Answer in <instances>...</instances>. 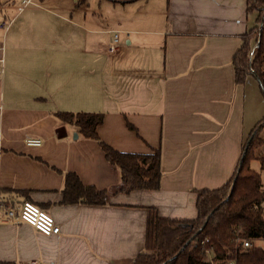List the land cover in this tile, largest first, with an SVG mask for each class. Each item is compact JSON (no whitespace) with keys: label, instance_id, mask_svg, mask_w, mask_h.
I'll return each instance as SVG.
<instances>
[{"label":"crops","instance_id":"0c3cea01","mask_svg":"<svg viewBox=\"0 0 264 264\" xmlns=\"http://www.w3.org/2000/svg\"><path fill=\"white\" fill-rule=\"evenodd\" d=\"M82 1L32 0L18 10L20 0H0V261L131 264L145 244L147 208L194 219L197 190L227 182L261 118L257 78L237 83L232 64L256 20L246 0ZM58 111L102 112L99 140ZM100 141L121 152L159 149V188L123 187ZM66 172L105 190L106 202L63 203ZM23 199L60 232L4 218Z\"/></svg>","mask_w":264,"mask_h":264},{"label":"trees","instance_id":"16d2710c","mask_svg":"<svg viewBox=\"0 0 264 264\" xmlns=\"http://www.w3.org/2000/svg\"><path fill=\"white\" fill-rule=\"evenodd\" d=\"M126 3L133 0H112ZM247 12H256L255 24L242 34L241 45L234 52L232 64L237 83L254 75L264 96V0H246ZM61 120L71 123L85 137L98 139L97 126L102 112H56ZM264 117L250 130L243 144L233 175L218 188L197 190L194 219L161 216L149 206L146 215L145 244L131 264H264V189L261 176L250 166L258 159L264 169V145L259 128ZM105 158L120 171L127 190H156L160 186V151L130 153L113 149L100 141ZM19 195L24 190H15ZM63 203L104 204L106 191L83 184L77 174L66 172L62 188ZM27 200H22L21 203ZM250 245L243 246V241ZM0 264H14L0 261Z\"/></svg>","mask_w":264,"mask_h":264},{"label":"built area","instance_id":"2783aa9c","mask_svg":"<svg viewBox=\"0 0 264 264\" xmlns=\"http://www.w3.org/2000/svg\"><path fill=\"white\" fill-rule=\"evenodd\" d=\"M30 2H32V0H20L19 4L17 5V9L21 10L26 4ZM0 27H6L4 21L0 22ZM118 42L119 33L115 32L109 45V50H115ZM1 49L2 45H0V50ZM0 61H2L1 58ZM25 143L30 146H39L41 145L42 140L40 138L27 137L25 139ZM4 209V218L25 222L44 235H53L60 232V227L53 216L30 201H24L18 206V208L4 207ZM248 245H250V243L247 240L243 241V246ZM228 264L234 263L229 262Z\"/></svg>","mask_w":264,"mask_h":264},{"label":"rangeland","instance_id":"374dc122","mask_svg":"<svg viewBox=\"0 0 264 264\" xmlns=\"http://www.w3.org/2000/svg\"><path fill=\"white\" fill-rule=\"evenodd\" d=\"M79 1H80V0H79ZM82 2H87V0L82 1ZM255 80L257 81V79H255ZM258 86H259V85H258ZM259 97L261 98V99H260V102H262V104H263V109L261 110L262 112L259 114V115L261 116V118H260L259 121H261L262 118L264 117V96L261 94V95H259ZM254 126H255V124H254ZM70 129H71V128L68 127V133H70ZM258 134H259V136L264 140V123H263V125L259 128ZM263 152H264V145L261 146V147L258 149L257 154L260 155V154H262ZM249 164H250V166H251L252 169H254V170H256V171L259 172V174H260V176H261V179H262L261 186H262V188L264 189V169H260V163H259V160L256 159V158L251 159ZM259 242H261V241H259ZM262 243H263V242H262Z\"/></svg>","mask_w":264,"mask_h":264},{"label":"water","instance_id":"95a60500","mask_svg":"<svg viewBox=\"0 0 264 264\" xmlns=\"http://www.w3.org/2000/svg\"><path fill=\"white\" fill-rule=\"evenodd\" d=\"M58 135H59V136H61V135H65V132H63L62 134H58ZM73 136H74V137H77V133L75 132Z\"/></svg>","mask_w":264,"mask_h":264}]
</instances>
